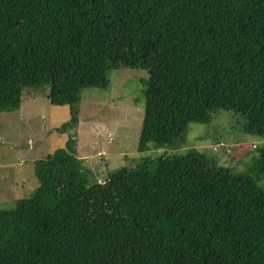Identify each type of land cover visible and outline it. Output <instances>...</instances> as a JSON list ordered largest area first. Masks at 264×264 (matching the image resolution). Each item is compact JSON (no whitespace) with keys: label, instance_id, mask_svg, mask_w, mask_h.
<instances>
[{"label":"trees","instance_id":"trees-1","mask_svg":"<svg viewBox=\"0 0 264 264\" xmlns=\"http://www.w3.org/2000/svg\"><path fill=\"white\" fill-rule=\"evenodd\" d=\"M119 68L148 73L140 153L177 150L217 111L264 139V0H0V113L50 83L68 133L82 90L107 89ZM257 165L264 174V149ZM35 177L31 197L0 211V264H119L128 241L141 264H264V190L242 191L196 151L97 183L71 135Z\"/></svg>","mask_w":264,"mask_h":264},{"label":"rangeland","instance_id":"rangeland-1","mask_svg":"<svg viewBox=\"0 0 264 264\" xmlns=\"http://www.w3.org/2000/svg\"><path fill=\"white\" fill-rule=\"evenodd\" d=\"M109 80L105 90H82L77 105L79 124L68 133L56 131L70 120L71 114L68 106L50 103V83L24 89L20 109L0 113V211L15 209L19 200L31 197L38 184L35 163L64 149L71 135L76 156L83 161L91 182H105L121 168H134L167 152L186 156L193 150L204 155L208 163L234 173L242 191L252 186L264 190V174L257 165L264 139L245 134L240 116L217 111L209 124H189L185 140L177 150L150 145L148 151L140 153L138 142L148 73L119 68L109 72ZM144 258L128 241L113 261L141 264Z\"/></svg>","mask_w":264,"mask_h":264}]
</instances>
